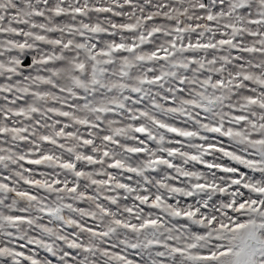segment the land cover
I'll return each mask as SVG.
<instances>
[{
	"label": "snow or ice",
	"instance_id": "1",
	"mask_svg": "<svg viewBox=\"0 0 264 264\" xmlns=\"http://www.w3.org/2000/svg\"><path fill=\"white\" fill-rule=\"evenodd\" d=\"M0 264H264V0H0Z\"/></svg>",
	"mask_w": 264,
	"mask_h": 264
}]
</instances>
